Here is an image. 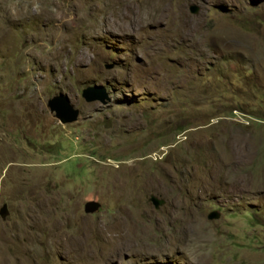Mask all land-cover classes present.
<instances>
[{
  "label": "rangeland",
  "instance_id": "rangeland-1",
  "mask_svg": "<svg viewBox=\"0 0 264 264\" xmlns=\"http://www.w3.org/2000/svg\"><path fill=\"white\" fill-rule=\"evenodd\" d=\"M3 204L0 264H264V0H0Z\"/></svg>",
  "mask_w": 264,
  "mask_h": 264
},
{
  "label": "water",
  "instance_id": "water-1",
  "mask_svg": "<svg viewBox=\"0 0 264 264\" xmlns=\"http://www.w3.org/2000/svg\"><path fill=\"white\" fill-rule=\"evenodd\" d=\"M189 11L193 14L198 12V7L195 5L189 6ZM82 97L86 102L99 101L101 103H107L110 101V96L107 89L103 85L95 84L92 86H87L82 90ZM47 106L54 116L62 123L72 122L78 116V110L75 109L72 104H70L66 95L58 94L51 97L47 101ZM149 200L157 208L159 204H163L162 199L156 198L154 195H150ZM97 208V204L93 201L86 202L84 205L85 212H93ZM6 204H3L0 208V215L4 218L7 214ZM219 213L212 211L208 214L209 219L218 218Z\"/></svg>",
  "mask_w": 264,
  "mask_h": 264
}]
</instances>
